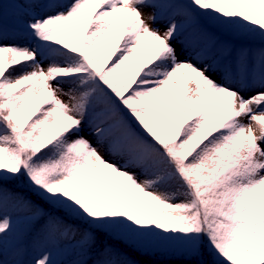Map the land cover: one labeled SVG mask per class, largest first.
<instances>
[{"label":"snow or ice","instance_id":"snow-or-ice-1","mask_svg":"<svg viewBox=\"0 0 264 264\" xmlns=\"http://www.w3.org/2000/svg\"><path fill=\"white\" fill-rule=\"evenodd\" d=\"M163 256L264 264V0H0V264Z\"/></svg>","mask_w":264,"mask_h":264},{"label":"trees","instance_id":"trees-1","mask_svg":"<svg viewBox=\"0 0 264 264\" xmlns=\"http://www.w3.org/2000/svg\"><path fill=\"white\" fill-rule=\"evenodd\" d=\"M9 7H10V5H8V4L4 5L5 9H8ZM9 11H11V9ZM256 43L258 44L259 41L257 40ZM55 258L59 260V259H62L63 256L61 254L57 253L55 255ZM10 259H11V256H10ZM26 259H30V257H26ZM155 260L158 261L159 264H183V261L181 260V258L175 257V256L156 257Z\"/></svg>","mask_w":264,"mask_h":264},{"label":"rangeland","instance_id":"rangeland-1","mask_svg":"<svg viewBox=\"0 0 264 264\" xmlns=\"http://www.w3.org/2000/svg\"><path fill=\"white\" fill-rule=\"evenodd\" d=\"M147 11H149V10H145V13L147 14ZM89 139H92V142H93V144H94V146H97V147H99L98 145H96V142H95V139L94 138H92V137H89ZM101 152H102V154H104L105 155V158L106 159H111L110 157H108L107 156V154L106 153H104L103 152V149H101ZM56 255V254H55Z\"/></svg>","mask_w":264,"mask_h":264}]
</instances>
